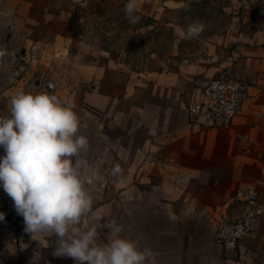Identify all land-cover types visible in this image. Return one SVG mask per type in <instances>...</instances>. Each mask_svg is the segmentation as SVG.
Returning a JSON list of instances; mask_svg holds the SVG:
<instances>
[{
    "label": "crops",
    "instance_id": "1",
    "mask_svg": "<svg viewBox=\"0 0 264 264\" xmlns=\"http://www.w3.org/2000/svg\"><path fill=\"white\" fill-rule=\"evenodd\" d=\"M137 2L140 20L131 24L127 0H0V33L18 53L0 68V115L20 91L49 93L48 80L74 105L89 142L80 154L93 197L85 219L98 244L111 238L114 220L123 237L151 250L152 264H264V8ZM196 23L203 30L187 39ZM221 73L248 83L233 123L192 121L188 104ZM241 186L258 191L257 212L251 235L228 252L216 231L241 209ZM0 224V264H75L52 255L55 236L26 233L16 211Z\"/></svg>",
    "mask_w": 264,
    "mask_h": 264
},
{
    "label": "clouds",
    "instance_id": "2",
    "mask_svg": "<svg viewBox=\"0 0 264 264\" xmlns=\"http://www.w3.org/2000/svg\"><path fill=\"white\" fill-rule=\"evenodd\" d=\"M124 14L129 23L139 22L137 0H127ZM202 30V24L189 25L186 38ZM79 132L74 105L47 92L20 91L10 99L9 114L0 115L4 151L0 187L23 217L24 231L30 236H55L52 255L71 258L75 264H152L151 250L123 237V226L114 220L106 225L111 238L97 243V228L89 227L85 219L93 197L85 186L81 171L85 162L80 159L89 142ZM120 173V165H114L112 174ZM4 220L0 212V221Z\"/></svg>",
    "mask_w": 264,
    "mask_h": 264
},
{
    "label": "built area",
    "instance_id": "3",
    "mask_svg": "<svg viewBox=\"0 0 264 264\" xmlns=\"http://www.w3.org/2000/svg\"><path fill=\"white\" fill-rule=\"evenodd\" d=\"M0 68H3L8 58H17L4 36L0 33ZM17 73V70H15ZM49 94H55L53 81H46ZM248 91V83L239 74L221 73L213 77L203 87V99L190 103L187 111L192 121L211 126L228 128L233 123ZM259 193L251 187H238L236 200L241 203V209L232 211L228 220L222 221L216 231V241L228 252L235 251L241 240L251 235L253 221L256 215Z\"/></svg>",
    "mask_w": 264,
    "mask_h": 264
},
{
    "label": "rangeland",
    "instance_id": "4",
    "mask_svg": "<svg viewBox=\"0 0 264 264\" xmlns=\"http://www.w3.org/2000/svg\"><path fill=\"white\" fill-rule=\"evenodd\" d=\"M236 1H239L240 3H242L243 5H249V6H251V4H253V3H256V4H260L261 5V7H263L264 8V0H236ZM7 195L5 192H4V190H3V188L2 187H0V195ZM11 211H15V208H14V206H13V203L11 202V201H9V202H4V203H0V212H5L6 214H5V220L4 221H6L9 217H10V212ZM1 225V224H0Z\"/></svg>",
    "mask_w": 264,
    "mask_h": 264
}]
</instances>
